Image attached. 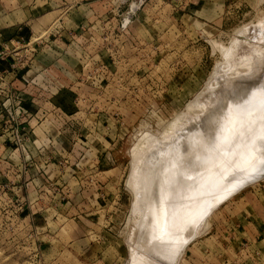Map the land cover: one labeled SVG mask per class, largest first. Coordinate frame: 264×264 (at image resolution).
<instances>
[{
	"label": "rangeland",
	"instance_id": "obj_1",
	"mask_svg": "<svg viewBox=\"0 0 264 264\" xmlns=\"http://www.w3.org/2000/svg\"><path fill=\"white\" fill-rule=\"evenodd\" d=\"M19 2L29 23L0 50V264H127L143 209L129 150L184 111L264 0ZM262 225L264 179L174 264H264Z\"/></svg>",
	"mask_w": 264,
	"mask_h": 264
},
{
	"label": "bare ground",
	"instance_id": "obj_2",
	"mask_svg": "<svg viewBox=\"0 0 264 264\" xmlns=\"http://www.w3.org/2000/svg\"><path fill=\"white\" fill-rule=\"evenodd\" d=\"M222 53L161 135L143 133L129 150L126 186L150 195L135 192L134 207L143 209L127 264H174L216 207L264 179V94L248 79L264 56V19L240 28Z\"/></svg>",
	"mask_w": 264,
	"mask_h": 264
},
{
	"label": "crops",
	"instance_id": "obj_3",
	"mask_svg": "<svg viewBox=\"0 0 264 264\" xmlns=\"http://www.w3.org/2000/svg\"><path fill=\"white\" fill-rule=\"evenodd\" d=\"M19 9H21L19 0H11L8 5L5 6L0 4V50L6 47L4 45L17 41L16 39L19 33L29 23L27 22L29 16H25L24 19H18ZM1 64L2 62H0V66ZM255 235H257L256 238L258 239L262 237L258 243L264 241V225H262V227L258 226ZM257 253L260 254V250H258Z\"/></svg>",
	"mask_w": 264,
	"mask_h": 264
},
{
	"label": "snow or ice",
	"instance_id": "obj_4",
	"mask_svg": "<svg viewBox=\"0 0 264 264\" xmlns=\"http://www.w3.org/2000/svg\"><path fill=\"white\" fill-rule=\"evenodd\" d=\"M259 77L257 80L256 78ZM248 79L252 82V85L259 83L260 92L264 94V56H258L253 63L251 72L248 74ZM247 95V92H245ZM262 122V135L261 139L264 140V115L261 116Z\"/></svg>",
	"mask_w": 264,
	"mask_h": 264
}]
</instances>
